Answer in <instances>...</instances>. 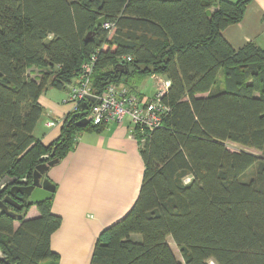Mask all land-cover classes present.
Listing matches in <instances>:
<instances>
[{
  "label": "trees",
  "instance_id": "trees-1",
  "mask_svg": "<svg viewBox=\"0 0 264 264\" xmlns=\"http://www.w3.org/2000/svg\"><path fill=\"white\" fill-rule=\"evenodd\" d=\"M251 1L0 0V179L30 181L38 164L74 148L78 131L103 129L78 124L87 118L79 104L51 143L33 134L40 96L68 88L91 55L95 94L110 83L131 89L152 74L169 81L160 126L133 128L144 166L138 195L101 230L89 264H181L168 236L184 264H264V156L227 146L264 152V47L234 49L221 35ZM100 17L115 23L112 34L96 25ZM52 199L16 228L0 213V264L57 261L50 239L61 217Z\"/></svg>",
  "mask_w": 264,
  "mask_h": 264
},
{
  "label": "crops",
  "instance_id": "crops-1",
  "mask_svg": "<svg viewBox=\"0 0 264 264\" xmlns=\"http://www.w3.org/2000/svg\"><path fill=\"white\" fill-rule=\"evenodd\" d=\"M221 35L234 49L248 41L264 47V0H252L243 18L222 29ZM151 76L157 78L158 86L167 80L164 75ZM131 87L138 96L151 97L136 85ZM62 91L64 95L57 94ZM67 91V87L48 89L39 98L43 112L33 134L44 144L59 136L64 117L72 110V105L63 101ZM49 120L56 125L46 126ZM130 128L124 121L106 123L101 131H83L74 148L49 167L48 178L56 185L51 209L61 217L50 239L52 250L59 255L57 264H89L101 230L122 218L133 205L144 166ZM28 215H38L35 205Z\"/></svg>",
  "mask_w": 264,
  "mask_h": 264
},
{
  "label": "built area",
  "instance_id": "built-area-1",
  "mask_svg": "<svg viewBox=\"0 0 264 264\" xmlns=\"http://www.w3.org/2000/svg\"><path fill=\"white\" fill-rule=\"evenodd\" d=\"M101 27L107 30L110 35L115 29V23L104 20ZM95 59L96 56L91 55L89 61L81 65L77 79L68 84V93L64 102L72 104V110L79 104L87 103V119L91 120L92 124L128 121L133 137L134 126H138L140 131L148 130L149 132L159 127L163 117L169 112V105L162 101L169 81L165 80L148 98L138 96L126 85L113 83L107 85L99 94H95L91 91L90 86V74ZM130 59V55L122 57V60ZM88 95H92L94 101H89ZM54 125L56 122L53 120L46 122L48 127ZM142 141H144L143 138Z\"/></svg>",
  "mask_w": 264,
  "mask_h": 264
},
{
  "label": "water",
  "instance_id": "water-1",
  "mask_svg": "<svg viewBox=\"0 0 264 264\" xmlns=\"http://www.w3.org/2000/svg\"><path fill=\"white\" fill-rule=\"evenodd\" d=\"M103 21H104V17L98 18L96 21V25L97 26L101 25ZM88 38H89V34L85 36V41H87ZM87 99L89 101H94V97L92 95H88ZM87 107H88V104L83 103L82 105L83 110L81 111V113H77V114H82V115L86 114ZM86 121H87V118L82 117L79 119L78 124L83 126L86 124ZM53 155H54V150H52L49 154H45L41 156L40 159L41 160L46 159L48 157H52ZM57 161H58V158L53 157L47 162H42L38 164L32 171L31 180L29 184H26L29 182L26 177L17 179V176L8 177L7 175H5L4 177L0 179V193L8 185H11L14 181L17 180L18 183H22L23 185L13 184L10 187V194L16 196V193L18 191L22 193V196L17 197L18 200L20 201L28 200L30 204L36 205L37 203H40L44 200L51 198L55 191V183H53L48 177H45L44 174L49 169V167L57 163ZM6 203L20 208L21 205L19 204V202L15 198L8 196V195H6L3 199L0 200V212H4L8 214L10 217L18 218L19 215L13 212L12 210H9ZM1 258H3V255L0 250V259Z\"/></svg>",
  "mask_w": 264,
  "mask_h": 264
},
{
  "label": "rangeland",
  "instance_id": "rangeland-1",
  "mask_svg": "<svg viewBox=\"0 0 264 264\" xmlns=\"http://www.w3.org/2000/svg\"><path fill=\"white\" fill-rule=\"evenodd\" d=\"M34 74H36L37 72V69H33L32 71ZM153 75V74H152ZM136 85V87L141 90L142 92L145 93V95L147 96H152V94L157 90V87H158V82H157V78H155L154 76H151V75H147L146 77H144L142 80H140L138 83L134 84ZM53 89V88H51ZM50 90V89H49ZM68 93V91H67ZM67 93H65L67 95ZM58 95L60 94H63L64 95V91L62 92H57ZM65 95V96H66ZM64 96V97H65ZM63 97V98H64ZM66 98V97H65ZM64 101V100H63ZM72 105V104H71ZM73 108V106H72ZM83 130L81 131H78V134L79 133H82ZM227 146L229 149L231 150H238V149H246L248 151H251L253 153H255L256 155H259V156H264V152L263 150H256V149H251V148H244V147H241L237 144H233V143H227ZM254 167L255 165H253V167L249 170V172L247 173L246 175V178H250L252 175H253V172H254ZM37 210V208H36ZM37 212H39L37 210ZM30 217V215L28 217H25L24 219H28ZM14 223V227H17L18 225V221H13ZM134 238H138V237H134ZM167 242L169 244V246L171 247L176 259L181 263V264H184L183 260H182V257L178 251V248L176 247V245L174 244L172 238L170 236L167 237ZM45 264H48L47 262ZM49 264H57L56 262L54 261H51L49 262ZM208 264H214L213 262H211V260L208 261Z\"/></svg>",
  "mask_w": 264,
  "mask_h": 264
},
{
  "label": "flooded vegetation",
  "instance_id": "flooded-vegetation-1",
  "mask_svg": "<svg viewBox=\"0 0 264 264\" xmlns=\"http://www.w3.org/2000/svg\"><path fill=\"white\" fill-rule=\"evenodd\" d=\"M51 159V158H50ZM48 170L46 171V174H44V176L45 177H48ZM30 183V181L28 182V183H26V184H29ZM13 184H22V183H18V182H14V183H12L10 186H8V188H7V192L3 195V196H0V200L1 199H3L6 195H8V196H11V197H13V198H15L18 202H19V204L21 205V207L20 208H18V207H15V206H12V205H10V204H8V203H6L7 204V207H8V209L9 210H12L13 212H15V213H17L19 216H18V218H13V221H18V224H19V220H20V218H25V217H28L29 215H28V210H27V212H25L24 210H25V205L27 204V203H29L28 202V200H26V201H20V200H18L17 199V197H20V196H22V193H20L19 191L16 193V196H14V195H11L10 194V187L13 185ZM23 185V184H22ZM1 195V194H0ZM32 205H34V204H32ZM0 213H4V212H0ZM6 214V213H5ZM8 215V214H7ZM29 218H32V217H29ZM18 226V225H17ZM14 228H16V227H14ZM2 259V258H1Z\"/></svg>",
  "mask_w": 264,
  "mask_h": 264
}]
</instances>
